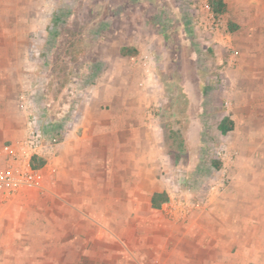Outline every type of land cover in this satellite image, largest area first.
<instances>
[{"label": "rangeland", "instance_id": "374dc122", "mask_svg": "<svg viewBox=\"0 0 264 264\" xmlns=\"http://www.w3.org/2000/svg\"><path fill=\"white\" fill-rule=\"evenodd\" d=\"M230 1L229 14L215 16L207 0H0V149L27 136L21 97L31 94V113L58 146L52 136L68 131L58 122L69 123L77 92L90 85L92 58L142 40V63L160 86L143 113L157 121L167 151L158 178L174 184L170 199L184 197V208L227 194L238 169L264 167L262 153L250 152L264 149V126L250 123L245 107L250 76L264 67L262 10ZM227 117L235 125L224 135Z\"/></svg>", "mask_w": 264, "mask_h": 264}, {"label": "crops", "instance_id": "0c3cea01", "mask_svg": "<svg viewBox=\"0 0 264 264\" xmlns=\"http://www.w3.org/2000/svg\"><path fill=\"white\" fill-rule=\"evenodd\" d=\"M223 1L229 14L231 1ZM242 2L249 13L261 7L264 28V0ZM142 43L92 58L99 72L77 92L69 123L58 122L69 128L52 136L60 143L46 161L44 188L0 193V264H264V167L245 165L227 194L187 208L184 197L170 199L174 184L158 178L167 151L157 121L143 113L160 86L142 63ZM250 77L248 121L264 126V67ZM256 98L262 105L252 112ZM12 147L0 149L3 167ZM250 152L264 157V149ZM163 193L169 200L155 206Z\"/></svg>", "mask_w": 264, "mask_h": 264}, {"label": "built area", "instance_id": "2783aa9c", "mask_svg": "<svg viewBox=\"0 0 264 264\" xmlns=\"http://www.w3.org/2000/svg\"><path fill=\"white\" fill-rule=\"evenodd\" d=\"M31 97L32 94L21 97V108L28 113L26 139L8 151L6 165L0 169V193L9 197L29 188L43 189L46 180L44 167L36 169L33 159L47 161L57 153V143L48 139L46 125L30 111Z\"/></svg>", "mask_w": 264, "mask_h": 264}, {"label": "trees", "instance_id": "16d2710c", "mask_svg": "<svg viewBox=\"0 0 264 264\" xmlns=\"http://www.w3.org/2000/svg\"><path fill=\"white\" fill-rule=\"evenodd\" d=\"M209 7H210V10H211L212 14H214L215 16H221V15H224V14H226L228 12V6L223 0H210L209 1ZM59 18L60 17H57L55 22L59 23V21H58ZM229 27H230V30L232 32H235V31L238 30V26H236V24L233 23V22H230ZM59 29H60V27L57 28V31H59ZM56 37L54 35V38H55L54 41H56ZM51 44H54V42H51ZM122 54L127 55L128 54V49H123L122 50ZM98 68H97L96 64H94L91 67V69H90L91 70V76H89V78H91V80L89 81L90 84L92 82H94V79L96 77V73L95 72H99V69H100V68L99 69ZM234 125H235L234 121L230 117H227L224 120H222V122L220 123L218 129H219V131L222 134L226 135L229 132L233 131ZM45 165H46V160L45 159H39V158H34L33 159V166L36 169H41V168L45 167ZM157 200L160 202L159 204H157ZM168 200H169V198H168L167 194H165V193L156 194V196L154 198V205L155 206H160L162 203H165Z\"/></svg>", "mask_w": 264, "mask_h": 264}]
</instances>
